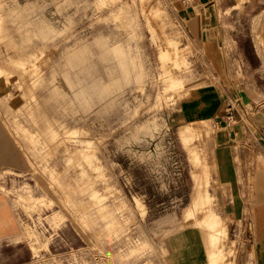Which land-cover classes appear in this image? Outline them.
<instances>
[{"label": "rangeland", "instance_id": "rangeland-1", "mask_svg": "<svg viewBox=\"0 0 264 264\" xmlns=\"http://www.w3.org/2000/svg\"><path fill=\"white\" fill-rule=\"evenodd\" d=\"M183 1L0 0V204L19 223L1 264H172L182 233L207 264L210 213L221 264H262L264 141L249 132L227 183L215 116L244 114L213 110L238 91L264 125V0H207L216 47L191 37Z\"/></svg>", "mask_w": 264, "mask_h": 264}, {"label": "crops", "instance_id": "crops-1", "mask_svg": "<svg viewBox=\"0 0 264 264\" xmlns=\"http://www.w3.org/2000/svg\"><path fill=\"white\" fill-rule=\"evenodd\" d=\"M180 12L181 21L196 43L209 47L218 46L220 37L219 19L216 9L210 5V1L198 0V4L195 7H183ZM183 13L185 14L183 15ZM224 96H226V99ZM236 107L240 108L244 117L240 122H235L233 126L223 124L226 122L225 116H215L217 112L227 113L228 110L233 112ZM257 112L256 107L243 101V97L238 91L234 92L230 97L226 93L221 94L219 96V105L213 110L217 125L219 127L222 125L218 130L217 140L215 141V145L217 144L215 161L221 167V174L227 183L235 182L238 179L239 164L244 162V139L249 135V132L255 135H253L255 139L264 141V125H262L263 121L255 119ZM234 119L235 115L233 116ZM223 179L220 177L221 181ZM253 187L260 203L256 208V217L261 235L259 244L261 245V250H264V234H262L264 231V170L253 179ZM16 227H19V223L13 207L8 208L6 205L0 204V264L3 254L9 253L14 248L15 243L12 240L15 237H12L11 234ZM191 239L194 241L190 244H192L197 253V240L193 239L191 235H186L187 241H191ZM200 243L203 246L201 241ZM260 261L264 264V259ZM192 263L194 264L195 262ZM199 264H203V262H199Z\"/></svg>", "mask_w": 264, "mask_h": 264}, {"label": "bare ground", "instance_id": "bare-ground-1", "mask_svg": "<svg viewBox=\"0 0 264 264\" xmlns=\"http://www.w3.org/2000/svg\"><path fill=\"white\" fill-rule=\"evenodd\" d=\"M119 47L113 48L111 50L112 53H117ZM122 56L124 57V52L120 51ZM13 64H17L18 62L13 61ZM126 71H130L129 69H125ZM71 83V80H69ZM73 85V83H71ZM79 95L85 94L84 91H80L79 93H76ZM190 108V107H189ZM189 131V130H188ZM186 131L181 132V137L183 140H186L188 137H190V133ZM217 140V138H216ZM195 216V214H193ZM193 216H190L192 218ZM189 218V217H186ZM201 225V224H197ZM204 225L210 230H204L202 229L203 233V245L204 249L206 251L207 255V264H221L223 260L224 251L222 246H219L222 240L227 237V231L225 229V226H222L220 218L214 214L210 213L207 214L206 219L204 221ZM185 235V232H184ZM183 233L180 235H177L172 240V246H169V254L172 256V260L170 261L172 264H189V259L191 258L189 255H187L186 251H180L182 248V243L184 242ZM186 238V237H185ZM187 241V240H186Z\"/></svg>", "mask_w": 264, "mask_h": 264}, {"label": "built area", "instance_id": "built-area-1", "mask_svg": "<svg viewBox=\"0 0 264 264\" xmlns=\"http://www.w3.org/2000/svg\"><path fill=\"white\" fill-rule=\"evenodd\" d=\"M183 4L186 6V8H193L195 7V5L198 4V0H184L183 1ZM231 112V114L229 115L230 118H232L233 120V112L231 110H228L227 113ZM232 124V121L231 122H228V125H231Z\"/></svg>", "mask_w": 264, "mask_h": 264}]
</instances>
